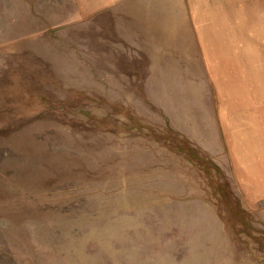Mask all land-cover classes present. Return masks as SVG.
I'll list each match as a JSON object with an SVG mask.
<instances>
[{"label": "rangeland", "instance_id": "obj_1", "mask_svg": "<svg viewBox=\"0 0 264 264\" xmlns=\"http://www.w3.org/2000/svg\"><path fill=\"white\" fill-rule=\"evenodd\" d=\"M0 264H264V0H0Z\"/></svg>", "mask_w": 264, "mask_h": 264}]
</instances>
